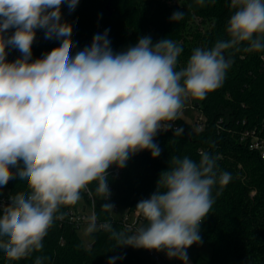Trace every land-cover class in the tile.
I'll return each instance as SVG.
<instances>
[{
	"label": "clouds",
	"instance_id": "obj_1",
	"mask_svg": "<svg viewBox=\"0 0 264 264\" xmlns=\"http://www.w3.org/2000/svg\"><path fill=\"white\" fill-rule=\"evenodd\" d=\"M78 3L0 0V188L16 177L30 189L27 196L13 197L0 215V249L13 260L42 248L59 207L75 204L89 183L98 181L97 192L107 199L111 166L124 168L145 150L158 157L154 138L162 122L177 118L189 96L204 99L222 85L230 67L225 50L248 42L245 51H264V0H231V39L210 50L194 49L179 71L182 48L172 40L153 44L144 36L114 52L107 29L72 55V26L62 22L61 8L66 4L72 12ZM182 18L180 11L170 17ZM37 29L46 40L62 42L33 60ZM9 48L21 56L9 62ZM172 162L156 191L136 206L147 226L131 236L113 235L117 246L163 251L188 264L187 249L201 241L200 225L214 203L212 189L217 182L227 185L231 174L217 177L216 160L208 153L199 163L187 156Z\"/></svg>",
	"mask_w": 264,
	"mask_h": 264
},
{
	"label": "trees",
	"instance_id": "obj_2",
	"mask_svg": "<svg viewBox=\"0 0 264 264\" xmlns=\"http://www.w3.org/2000/svg\"><path fill=\"white\" fill-rule=\"evenodd\" d=\"M172 1L79 0L72 12L65 4L61 8L62 22L72 26L71 54L90 46L93 36L106 29L114 52L134 46L144 36L151 37L153 44L166 38L182 48L176 64L179 71L186 67L194 49L210 50L217 41L231 39L228 21L236 11L231 0H204L203 4L197 0H181L180 4H171ZM177 11L183 13V18L172 21L170 17ZM197 18L206 27L205 32L199 25H191ZM12 32L14 29L5 35ZM37 34L32 45L33 60L62 42L46 40L42 29H37ZM247 47L248 42H242L225 50L230 67L222 85L204 99L194 98L205 117L201 131H194L178 117L176 129L160 131L154 138L160 148L158 157L153 158L147 150L138 152L121 168L119 176L107 177L115 191L113 199L97 192L98 181L89 183L81 189L75 204L59 207L41 249L19 260L8 258L0 249V264H37V260L39 264H108L112 257L117 258L115 264H158L146 249L117 246L114 233L131 235L111 217L112 210L119 207L138 211V202L156 191L160 174L174 167L173 157L187 156L199 163L203 153L216 160L217 177L221 172L231 174L227 185L217 182L213 187L214 203L200 225V236L211 250L209 264H264V159L253 146L254 138L264 143V51H245ZM7 52L9 62L21 56L16 49L9 48ZM178 129L183 131L177 134ZM2 192L13 198L17 194L29 195L30 189L26 180L14 177ZM90 194L98 225L110 226L91 232L85 243L79 236L81 226L70 223L68 212L80 210L81 198L86 202L81 211L92 208ZM106 203L113 208H104Z\"/></svg>",
	"mask_w": 264,
	"mask_h": 264
},
{
	"label": "built area",
	"instance_id": "obj_3",
	"mask_svg": "<svg viewBox=\"0 0 264 264\" xmlns=\"http://www.w3.org/2000/svg\"><path fill=\"white\" fill-rule=\"evenodd\" d=\"M15 31V29H14ZM179 116H177L178 118ZM171 121H165L162 122L163 127L161 131L164 130H173L176 129V120ZM201 127V125H200ZM253 146L258 149L261 152V155L264 159V143L263 141H260L258 138H254L253 140ZM110 174H115L116 176L120 175L121 168L115 167L113 170L110 171ZM87 187V185H86ZM3 188V187H2ZM2 188H0V209L6 208L8 204L11 203L12 197H8L2 194ZM108 188H109V193L110 195L108 196L107 199H113L115 196V191L113 188L110 186L108 183ZM87 192H89V189L87 188ZM90 193V192H89ZM90 199L92 201V210L91 214H87L86 212H83L81 210H71L68 212V218L70 223L75 224L76 226H82L86 223H91L92 225L99 226V229H107L110 224L109 223H101L98 225L96 215L94 213V198L90 194ZM120 210L119 207H115L112 210V213H116ZM121 225H122V230L124 232L129 233L130 235H134L137 233L138 229L141 227H146L147 226V220L143 217L142 213L140 210L138 211H130L128 209H125V212L123 213L122 217L120 218ZM150 254L155 258L158 264H182V261L177 259V258H168V256L165 254V252L160 251L157 252L155 250H148Z\"/></svg>",
	"mask_w": 264,
	"mask_h": 264
},
{
	"label": "rangeland",
	"instance_id": "obj_4",
	"mask_svg": "<svg viewBox=\"0 0 264 264\" xmlns=\"http://www.w3.org/2000/svg\"><path fill=\"white\" fill-rule=\"evenodd\" d=\"M171 4H180L181 0H173L170 2ZM195 24V25H194ZM191 25L193 27H197V25L200 26V28L205 32L206 27L201 25V20L196 19ZM37 31H36V37H37ZM35 37V40H36ZM188 40H192L191 37H187ZM178 116L185 120L186 124L191 127L194 131H201L203 127V123L205 122V117L203 116L202 112L196 107V101L192 97H188L184 100V104L182 109L180 110ZM201 125V127H200ZM116 166L113 165L107 170V175L110 176V171L113 170ZM3 194V192H2ZM86 204L84 200L81 198L79 203V209L83 210V206ZM85 212L87 214H91V208L88 206L85 208ZM125 212V209L120 208V210L116 213H111V217H113L116 220H120L123 213ZM99 230V226L92 225L91 223H87L81 226V229L79 230V236L81 239L88 243V235L93 232ZM210 254L211 250L208 244L205 242L204 239L201 238V241L199 243L193 244L191 247L187 249V256H188V264H209L210 261ZM2 257L3 255L0 254Z\"/></svg>",
	"mask_w": 264,
	"mask_h": 264
}]
</instances>
